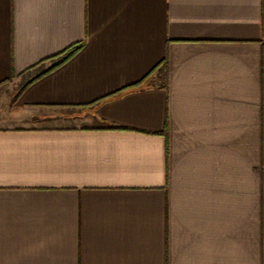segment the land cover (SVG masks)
<instances>
[{
	"label": "crops",
	"instance_id": "crops-1",
	"mask_svg": "<svg viewBox=\"0 0 264 264\" xmlns=\"http://www.w3.org/2000/svg\"><path fill=\"white\" fill-rule=\"evenodd\" d=\"M0 264H264V0H0Z\"/></svg>",
	"mask_w": 264,
	"mask_h": 264
},
{
	"label": "trees",
	"instance_id": "trees-1",
	"mask_svg": "<svg viewBox=\"0 0 264 264\" xmlns=\"http://www.w3.org/2000/svg\"><path fill=\"white\" fill-rule=\"evenodd\" d=\"M80 48H81V45H73L69 47L67 50H65L64 52L48 59V60H52L53 63L51 67L47 69L42 68L43 62L39 63L37 66L31 67L30 69L26 70L24 73L21 74V76H23V80L25 79L24 76L26 74H28L29 77L35 74V76L32 77V82L41 78L42 76L48 74L49 72L54 70L56 67H58L59 65L63 64L68 59H70ZM158 68H161L162 70H166L167 68L166 59H164L152 72L156 71ZM30 72H33V74H30Z\"/></svg>",
	"mask_w": 264,
	"mask_h": 264
},
{
	"label": "rangeland",
	"instance_id": "rangeland-1",
	"mask_svg": "<svg viewBox=\"0 0 264 264\" xmlns=\"http://www.w3.org/2000/svg\"><path fill=\"white\" fill-rule=\"evenodd\" d=\"M24 82H25L24 80L20 79L19 81L10 82V83L5 84V86L2 87L3 94L13 95L14 93H16V91H18L21 88Z\"/></svg>",
	"mask_w": 264,
	"mask_h": 264
}]
</instances>
